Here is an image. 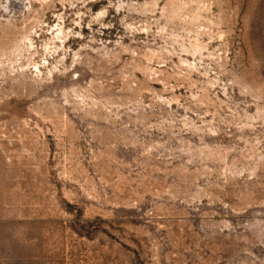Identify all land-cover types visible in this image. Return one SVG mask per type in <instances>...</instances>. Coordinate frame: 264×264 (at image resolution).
<instances>
[{
  "label": "rangeland",
  "instance_id": "374dc122",
  "mask_svg": "<svg viewBox=\"0 0 264 264\" xmlns=\"http://www.w3.org/2000/svg\"><path fill=\"white\" fill-rule=\"evenodd\" d=\"M0 264H264V0H0Z\"/></svg>",
  "mask_w": 264,
  "mask_h": 264
}]
</instances>
